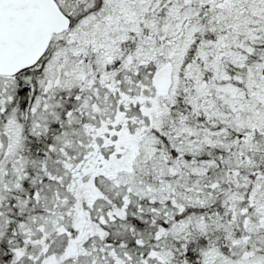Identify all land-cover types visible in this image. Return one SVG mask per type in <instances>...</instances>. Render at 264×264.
<instances>
[{"label":"snow or ice","instance_id":"6c2138e0","mask_svg":"<svg viewBox=\"0 0 264 264\" xmlns=\"http://www.w3.org/2000/svg\"><path fill=\"white\" fill-rule=\"evenodd\" d=\"M0 264H264V0H0Z\"/></svg>","mask_w":264,"mask_h":264}]
</instances>
